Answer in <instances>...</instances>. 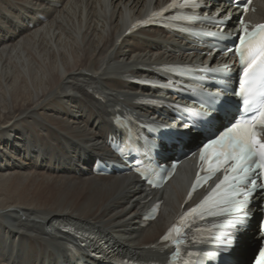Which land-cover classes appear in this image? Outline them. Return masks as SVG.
<instances>
[{
  "label": "bare ground",
  "instance_id": "bare-ground-1",
  "mask_svg": "<svg viewBox=\"0 0 264 264\" xmlns=\"http://www.w3.org/2000/svg\"><path fill=\"white\" fill-rule=\"evenodd\" d=\"M168 1L0 0V264H100L89 257L97 246L118 258L166 259L160 238L186 201L191 164L151 191L130 170L103 175L94 165L122 162L110 141L123 133L118 113L170 124L173 139L158 141L165 154L204 138L173 114L171 103H141L156 92L170 95L143 80L156 77L160 66L233 61L219 53L212 59L198 41L163 26H143ZM255 5L249 17L262 22L264 0ZM204 11L238 14L225 0ZM139 19L143 27L133 30ZM233 106L209 110L208 126L233 119ZM155 202L161 212L149 221L143 213ZM259 210L253 202L255 226L235 231L238 247L227 253V264L254 256Z\"/></svg>",
  "mask_w": 264,
  "mask_h": 264
},
{
  "label": "snow or ice",
  "instance_id": "snow-or-ice-1",
  "mask_svg": "<svg viewBox=\"0 0 264 264\" xmlns=\"http://www.w3.org/2000/svg\"><path fill=\"white\" fill-rule=\"evenodd\" d=\"M232 2L236 3V0H232ZM244 2L250 3V0H244ZM171 6H176L175 0ZM217 15L219 14L217 13ZM216 22L223 23V21ZM242 31L245 33V38L240 39V47L235 51L239 53L240 61L245 65L243 70L245 83L251 86L258 82L261 89L264 90V24L256 25V30L252 32H248L246 28ZM258 32L260 40L257 45L254 40ZM168 86L171 87V85ZM251 92V87H242L241 94L245 97V104L249 103L248 95ZM216 95L220 97V100L213 101L209 107H220L226 102L222 94L217 93ZM202 115L208 117L207 120L202 121L203 123L211 122L212 116L210 114L204 113ZM209 157L216 164L215 167H212L211 162H209L208 171L215 172L223 168L226 174L198 205L181 214L178 222L161 238L163 241H168L175 234L177 242H179V239L184 236L182 227L184 229L190 228L192 223H186L185 217H190L194 221L197 217L203 218L205 214L208 216L217 215L218 213L214 209L220 208L222 211H235L240 214L232 225L233 232L224 237L222 247L226 249L234 244V232L246 227L248 215L244 208L249 196L257 190L264 192V105H261L259 115H254L251 119L236 121L223 135L206 142L203 145L201 160L208 161ZM241 173L244 181L251 185L243 193H241L240 185L237 183L241 180ZM253 177L259 178L261 183L258 185L257 179ZM239 196H243V199L237 200ZM224 205L230 207L224 208ZM233 205L238 206L231 207ZM65 230L68 231L69 229ZM261 239H264V231L261 233ZM254 264H264V248L258 249V255L254 257Z\"/></svg>",
  "mask_w": 264,
  "mask_h": 264
},
{
  "label": "rangeland",
  "instance_id": "rangeland-1",
  "mask_svg": "<svg viewBox=\"0 0 264 264\" xmlns=\"http://www.w3.org/2000/svg\"><path fill=\"white\" fill-rule=\"evenodd\" d=\"M172 156H173V154H169V156L166 157V160H168L169 158H172ZM166 160H165V161H166ZM257 213H258V212H257ZM258 215H259V213H258ZM258 215H257V218H259ZM258 220H259V219H257V222H258ZM257 222H256V224H257ZM254 226H255V223H254ZM251 246H253V242H252V241H249L247 248H248V247H251ZM253 254H254V253H252L251 255L253 256ZM249 260H250V259H249ZM247 263H248V262H246V263H244V264H247Z\"/></svg>",
  "mask_w": 264,
  "mask_h": 264
}]
</instances>
